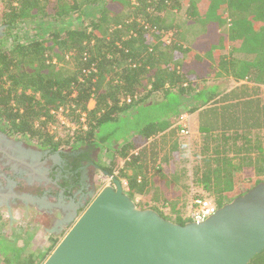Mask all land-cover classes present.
Listing matches in <instances>:
<instances>
[{"label":"trees","instance_id":"obj_1","mask_svg":"<svg viewBox=\"0 0 264 264\" xmlns=\"http://www.w3.org/2000/svg\"><path fill=\"white\" fill-rule=\"evenodd\" d=\"M98 4L99 13L85 25L0 48V121L8 132L51 149L96 145L102 125L156 93H175L177 113L180 108L197 112L198 131L218 141L196 179L216 207L264 182V140L259 135H264V102L248 85L228 91L203 85L210 77L230 76L264 86V0H3L1 25L10 35L27 22L66 18ZM173 10L199 27L188 45L170 19ZM226 21L227 35L217 33ZM168 31L172 40L165 43ZM233 52L239 57H232ZM196 82L201 85L195 90ZM60 108L69 127L58 128L53 112ZM168 126L153 122L128 141L115 143L116 155L105 170L117 171L132 199L148 191L152 172L159 173V152L179 129L149 139ZM253 130H258L254 144L238 134ZM240 136L246 145H236ZM14 254L1 261L44 260L32 252ZM249 264H264V250Z\"/></svg>","mask_w":264,"mask_h":264},{"label":"water","instance_id":"obj_2","mask_svg":"<svg viewBox=\"0 0 264 264\" xmlns=\"http://www.w3.org/2000/svg\"><path fill=\"white\" fill-rule=\"evenodd\" d=\"M105 173L111 181L81 213L57 219L70 227L41 264H249L264 250V182L203 222L179 224L139 207Z\"/></svg>","mask_w":264,"mask_h":264},{"label":"rangeland","instance_id":"obj_3","mask_svg":"<svg viewBox=\"0 0 264 264\" xmlns=\"http://www.w3.org/2000/svg\"><path fill=\"white\" fill-rule=\"evenodd\" d=\"M99 9L100 4L93 7H85L81 11L62 19H43L27 22L12 30L10 35H6V29L1 25L3 0H0V27H2V30H0V48H7L14 42L24 43L32 39L43 38L51 32H63V30L68 27L85 25L99 13ZM171 12L173 14H169V16L172 23L176 24L178 27L176 29L179 31V37L183 40L185 45L190 44L191 41H194V34L199 29L198 25L189 23L185 17L186 15L181 11L175 12V10H173ZM228 27L229 24L226 21L218 29L223 35H227ZM231 56L234 58L239 57L235 52L231 53ZM199 85L201 84L196 82L193 89H196ZM203 85L206 87L216 85L217 91H228L234 88H240L242 85H248L251 90L254 89L256 98L264 102L263 85L259 87L258 85L252 86V84L246 81H236L230 76L214 79L210 77ZM171 91L175 92L174 89ZM151 98L131 106L128 111L119 116L116 120L102 125L97 130L95 144L98 147L97 153L103 165L107 167L111 166V164H109L110 160L116 155L115 150L117 144L115 143L122 144L128 141L145 125L153 122L159 125H165L170 121L169 126H171L175 123L173 127L160 132L154 136L155 138L151 137L149 141H151L152 138L158 140L161 135L168 133L176 127L177 118L181 113H185L182 108H180V112L177 113L178 95L175 93H168L165 97L164 93L159 92L152 95ZM163 98L165 99L161 100ZM89 107H93V102L89 103ZM187 125L189 131L187 136H181L179 131H174L172 139H166V144L163 146L158 156V162L160 163L159 173H151L154 179V190L159 194H168V197L164 199H162V197L161 199L157 197L156 200L157 203H159L158 206L154 207L161 212L164 218L172 221L177 219H187L188 221L190 203L196 195H202L214 200L213 196L208 193V191H205L201 185L196 183V179L198 171L200 172L204 164V157L211 153L213 146L218 143V141L215 142L210 137H204V135L198 131L197 112L188 114ZM71 127L74 129L76 128L75 126ZM238 134L246 135L250 140V144L258 142V130H253L247 134L238 131ZM259 135L263 136L262 139L264 140V135H262V133ZM230 137L232 138L233 136ZM173 142H175V153H173ZM229 143H233V140L230 139ZM235 143L237 146H242L246 145L248 142L240 136ZM255 154L256 152L254 151L253 157ZM116 174L117 171H114L111 175L116 176ZM109 180L108 176H101L100 182L96 188V194L103 186L109 183ZM124 190L126 191V188H124ZM150 193H153V191H150ZM148 199L149 198H147V200ZM135 202L141 208H148L145 200L140 199L135 200ZM165 202H167V204H165ZM175 204H180L181 211L179 214H175L172 211ZM159 205H163V207ZM163 208H166V210H163ZM23 224L24 222H21V220L15 222L11 221L10 224L7 218H3V225L0 226V261L7 254L9 255L6 257L9 258L15 253L13 257L15 258L19 253L24 255L29 252L35 253L39 257L45 259L70 227L69 225L64 229L61 235L55 238H50L48 241L45 239L44 246H41V242L36 240L32 241L30 239L29 233L27 235L25 232V230L28 229V225L25 223V226H23Z\"/></svg>","mask_w":264,"mask_h":264},{"label":"flooded vegetation","instance_id":"obj_4","mask_svg":"<svg viewBox=\"0 0 264 264\" xmlns=\"http://www.w3.org/2000/svg\"><path fill=\"white\" fill-rule=\"evenodd\" d=\"M97 151L96 145L41 147L24 136L10 134L0 121V226L4 217L11 224L14 209H39L53 220L78 215L96 195L101 176H107V166ZM35 198L41 201L35 202ZM25 232L35 240L32 231ZM55 233L50 231L45 239L55 238Z\"/></svg>","mask_w":264,"mask_h":264},{"label":"crops","instance_id":"obj_5","mask_svg":"<svg viewBox=\"0 0 264 264\" xmlns=\"http://www.w3.org/2000/svg\"><path fill=\"white\" fill-rule=\"evenodd\" d=\"M217 33L222 34L219 31V29H217ZM194 37H196V35ZM149 99H146V100H149ZM164 99L165 98H163L161 100H164ZM151 100H152V98H151ZM168 124H170V121L168 122ZM173 125H175V123H173L171 126H168V128L173 127ZM168 128H166V129H168ZM135 135L136 134H134V136ZM153 186H154L153 183H150L148 191L146 193H144V194L136 195L135 196V200H140V199L141 200H145V202L147 203L148 207H150V206H155V207L158 206L159 202L157 203L156 198L158 197L159 199H161V197H162V199H164V198L168 197L167 196L168 194L167 193L159 194L158 192H156L154 190L155 188H153ZM150 191H153V193H150ZM147 198H149V199L147 200ZM165 204H167V202H165ZM179 205L180 204H175L173 206V208H172L173 209L172 210L173 213H175V214H179L180 213L181 207ZM159 206L163 207V205H159ZM163 210H166V208H163ZM13 212H14L13 221L15 222V221H20L21 220V222H24L23 226H25V223H26L28 225V229L30 231H32L33 234L35 235V240L38 241V242H41L40 243L41 246H44L45 236L50 231L56 230V233H55L54 236L58 235L60 233V231H63L64 224H59L57 222V219H55V220L49 219L47 216L43 215L42 212L39 209H35L34 210L32 208H29L26 211H18V209H14ZM22 214H24L25 216L21 217ZM17 235H18V233H17ZM0 264H5V263L0 261Z\"/></svg>","mask_w":264,"mask_h":264},{"label":"built area","instance_id":"obj_6","mask_svg":"<svg viewBox=\"0 0 264 264\" xmlns=\"http://www.w3.org/2000/svg\"><path fill=\"white\" fill-rule=\"evenodd\" d=\"M172 31H168L163 35L162 40L165 43H169L172 40ZM129 101V100H127ZM56 115L58 121V128L69 127V123L62 111V109H58L53 112ZM188 113H181L176 121V127H178L179 134L181 136H187L189 134L188 131ZM51 131L54 126H51ZM123 188H126V182L121 180ZM217 207L214 202L206 197H194L191 200L190 208L188 212V221H192L195 223L203 222L206 218L215 213Z\"/></svg>","mask_w":264,"mask_h":264}]
</instances>
